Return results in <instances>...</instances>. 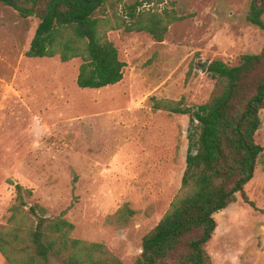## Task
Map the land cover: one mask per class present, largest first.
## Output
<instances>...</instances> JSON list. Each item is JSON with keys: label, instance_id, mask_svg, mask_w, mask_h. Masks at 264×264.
I'll list each match as a JSON object with an SVG mask.
<instances>
[{"label": "rangeland", "instance_id": "374dc122", "mask_svg": "<svg viewBox=\"0 0 264 264\" xmlns=\"http://www.w3.org/2000/svg\"><path fill=\"white\" fill-rule=\"evenodd\" d=\"M128 1L182 18L161 42L147 31H110L124 77L97 89L78 86L81 58L27 56L39 19L0 3V229L21 184L25 209H68L73 237L103 243L132 264L186 167L190 118L155 109L154 98L194 105L219 93L209 65H238L261 52L264 31L247 15L264 0ZM261 118L255 138L264 147V109ZM245 191L254 206L238 194L214 214L206 246L213 264H264V152ZM0 264H10L1 252Z\"/></svg>", "mask_w": 264, "mask_h": 264}, {"label": "trees", "instance_id": "16d2710c", "mask_svg": "<svg viewBox=\"0 0 264 264\" xmlns=\"http://www.w3.org/2000/svg\"><path fill=\"white\" fill-rule=\"evenodd\" d=\"M39 24L29 57L81 58L77 84L102 88L119 83L126 62L120 58L112 30L147 31L164 41L182 17L174 9H141L128 0H0ZM264 4L253 2L247 20L264 31ZM222 89L205 103L155 99L154 108L188 115V150L181 186L159 222L142 240L132 264H213L206 246L217 227L214 214L236 201L254 206L246 184L254 177L264 147L255 135L263 121L264 46L244 54L238 65L216 59L209 65ZM23 186L8 225L0 229V252L10 264H126L106 245L72 236L75 225L66 214L48 215L41 205L25 209ZM31 192V191H29Z\"/></svg>", "mask_w": 264, "mask_h": 264}, {"label": "water", "instance_id": "95a60500", "mask_svg": "<svg viewBox=\"0 0 264 264\" xmlns=\"http://www.w3.org/2000/svg\"><path fill=\"white\" fill-rule=\"evenodd\" d=\"M208 65H209V62L208 61L202 62V66L200 68V71L204 73L207 70Z\"/></svg>", "mask_w": 264, "mask_h": 264}]
</instances>
